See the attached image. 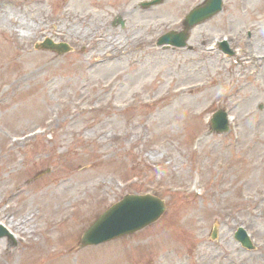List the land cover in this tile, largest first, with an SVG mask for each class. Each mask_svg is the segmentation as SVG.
I'll use <instances>...</instances> for the list:
<instances>
[{"label":"rangeland","instance_id":"obj_1","mask_svg":"<svg viewBox=\"0 0 264 264\" xmlns=\"http://www.w3.org/2000/svg\"><path fill=\"white\" fill-rule=\"evenodd\" d=\"M143 1L0 0V264H264V0H223L180 48L157 41L205 0ZM128 193L165 210L82 247Z\"/></svg>","mask_w":264,"mask_h":264},{"label":"water","instance_id":"obj_2","mask_svg":"<svg viewBox=\"0 0 264 264\" xmlns=\"http://www.w3.org/2000/svg\"><path fill=\"white\" fill-rule=\"evenodd\" d=\"M161 2L153 0L143 3L142 6H150ZM222 0H205L202 5L193 8L185 18L184 29L180 32L170 31L164 34L158 44H171L174 46H184L189 36V29L207 18L213 16L221 10ZM123 25V22L118 19ZM42 48L54 50L59 54L66 53L71 47L66 43H54L50 39L40 44ZM38 47V45H36ZM222 49L229 52L225 43ZM228 130L226 113L222 110L217 111L211 119V131L224 132ZM165 210L163 200L146 195H126L124 198L109 207L84 233L81 245H94L109 241L111 239L131 234L144 226L157 220ZM4 232L0 231V237ZM215 236V235H213ZM235 239L248 249H252L249 237L243 228H238Z\"/></svg>","mask_w":264,"mask_h":264},{"label":"bare ground","instance_id":"obj_3","mask_svg":"<svg viewBox=\"0 0 264 264\" xmlns=\"http://www.w3.org/2000/svg\"><path fill=\"white\" fill-rule=\"evenodd\" d=\"M191 89H194V88H191ZM14 229L17 230L18 229V226H15Z\"/></svg>","mask_w":264,"mask_h":264}]
</instances>
